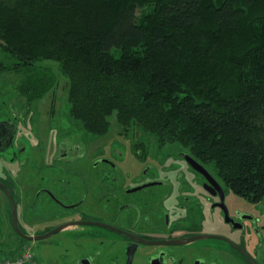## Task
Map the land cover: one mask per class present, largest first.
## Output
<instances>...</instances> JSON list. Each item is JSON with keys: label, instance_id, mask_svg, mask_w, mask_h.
<instances>
[{"label": "trees", "instance_id": "1", "mask_svg": "<svg viewBox=\"0 0 264 264\" xmlns=\"http://www.w3.org/2000/svg\"><path fill=\"white\" fill-rule=\"evenodd\" d=\"M258 1L0 0V44L17 58L14 69L26 71L17 90L29 104L58 82L37 61H59L69 115L86 132L108 133L116 115L120 133L138 128L159 146L196 156L257 202L264 200ZM7 69L0 60V74Z\"/></svg>", "mask_w": 264, "mask_h": 264}, {"label": "flooded vegetation", "instance_id": "2", "mask_svg": "<svg viewBox=\"0 0 264 264\" xmlns=\"http://www.w3.org/2000/svg\"><path fill=\"white\" fill-rule=\"evenodd\" d=\"M11 109L0 111V209L7 202L14 233L5 232L8 211L1 209V239L23 241L13 222L14 203L19 227L27 235L66 224L60 232L85 226L72 222L106 224L94 226L116 238L92 229L85 235L124 246L125 262L113 264H127L131 249L130 264L139 254L145 264H264V200L236 194L196 156L159 146L151 138H125L132 158L121 149L114 158L104 156L101 148L87 149L90 141L73 136L55 140L48 150L47 144L35 142V134L27 133L28 117L21 118L26 126L19 130L22 121ZM185 154L205 169L195 168ZM134 164L142 167L130 168ZM43 165L46 175L39 174ZM42 221L50 225L35 228ZM198 235L209 237L188 241Z\"/></svg>", "mask_w": 264, "mask_h": 264}, {"label": "rangeland", "instance_id": "3", "mask_svg": "<svg viewBox=\"0 0 264 264\" xmlns=\"http://www.w3.org/2000/svg\"><path fill=\"white\" fill-rule=\"evenodd\" d=\"M257 2H259L257 0ZM264 2V0H260ZM0 60L9 66V69L3 71L0 74V111L6 110L7 106L13 112L18 114V119L21 120L22 117H28L29 123L27 124V133L35 134V142H41L47 144V149L49 150L51 144V150L55 147V140L61 141L62 139H73L78 140L82 138V141L87 140V149H95V146L101 148V154L114 158L113 153H121L123 155L132 156L129 154V145H126L127 139L133 136L134 141H140L145 138L143 131L136 128H127L128 133H120L124 129L115 117L111 119L112 125L110 131L103 135L93 136L86 132L80 121L75 120L69 115L70 103L68 99V89H69V79L61 71V66L59 61L53 59H45L37 61V66H48L51 67L54 73L57 75L58 82L54 88L47 92L41 99L28 103L25 97H22L18 93L19 84L26 78L25 70L14 69V64L17 58L13 56L10 51L4 49L0 44ZM13 120L16 115L10 114ZM24 120V119H22ZM21 120V121H22ZM19 130H24L25 125L19 121ZM26 126V125H25ZM130 127V126H128ZM133 131H135L133 133ZM29 136V135H26ZM96 137V138H93ZM27 137V140L29 141ZM38 139V140H37ZM92 145V147H91ZM117 147L118 151H114ZM12 167L14 165L12 164ZM134 170L140 169L142 166L140 164H134L130 166ZM47 168L43 165L42 171L39 174L46 175ZM53 167H50V171ZM41 176H39L40 178ZM1 208L4 212L8 211L5 220V229L14 233L11 225L9 224L10 219V208L6 204H2ZM97 208V207H94ZM0 209V210H1ZM22 212H20V215ZM89 213L87 214V216ZM23 223V221H22ZM39 223V224H37ZM34 226L37 229H42L44 226L50 225V221H42V223L37 222ZM23 226L25 227L24 223ZM27 228V227H26ZM84 229V230H83ZM103 231L104 233L110 234L108 237L116 238L112 232L104 230L99 226L85 225L82 228L79 227L74 231H62L55 233L53 236L39 239V240H25L23 241H8L0 238V260L7 258L14 259L17 255L21 254L23 251V245H26L35 254L38 264H81L83 260H90L91 264H113L116 260H123L125 262L126 257H124V246L113 243L111 240L96 239L90 240L85 235L89 230ZM78 231V232H77ZM79 233V234H78ZM82 233H84L82 235ZM204 240H198L202 242ZM134 264H145V259L143 255H137Z\"/></svg>", "mask_w": 264, "mask_h": 264}, {"label": "water", "instance_id": "4", "mask_svg": "<svg viewBox=\"0 0 264 264\" xmlns=\"http://www.w3.org/2000/svg\"><path fill=\"white\" fill-rule=\"evenodd\" d=\"M185 155L189 158V161L191 162V164L195 168H197L199 170H202V169L204 170L205 169L191 155H188V154H185ZM12 210H13V222H14V226L19 231V233L22 234L23 239H25V240H39V239L48 238V237H50L51 234L60 232L67 225L66 224V225H62V226H59L57 228H54L51 232H48L46 234H40V235L39 234H37V235L29 234V235H27V234H24L23 231L19 227L17 213H16V205L14 203L12 204ZM69 225H72V226H74V225L75 226H81V225H104V226H107L104 223L94 222V221H89V222H72ZM206 237H209V236H206V235H198V236H195V237L190 238L188 241H194V240H198V239L206 238ZM132 253H133V250L131 249L128 252L129 258H128V263L127 264H130L131 261H132Z\"/></svg>", "mask_w": 264, "mask_h": 264}, {"label": "built area", "instance_id": "5", "mask_svg": "<svg viewBox=\"0 0 264 264\" xmlns=\"http://www.w3.org/2000/svg\"><path fill=\"white\" fill-rule=\"evenodd\" d=\"M0 264H38L35 254L29 247L23 246L21 254L17 255L14 259L7 258L0 260Z\"/></svg>", "mask_w": 264, "mask_h": 264}, {"label": "crops", "instance_id": "6", "mask_svg": "<svg viewBox=\"0 0 264 264\" xmlns=\"http://www.w3.org/2000/svg\"><path fill=\"white\" fill-rule=\"evenodd\" d=\"M23 246H26V245H23Z\"/></svg>", "mask_w": 264, "mask_h": 264}]
</instances>
